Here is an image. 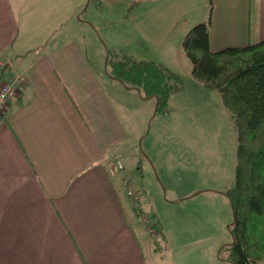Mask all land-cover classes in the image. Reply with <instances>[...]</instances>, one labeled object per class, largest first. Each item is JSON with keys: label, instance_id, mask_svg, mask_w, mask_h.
I'll list each match as a JSON object with an SVG mask.
<instances>
[{"label": "crops", "instance_id": "obj_1", "mask_svg": "<svg viewBox=\"0 0 264 264\" xmlns=\"http://www.w3.org/2000/svg\"><path fill=\"white\" fill-rule=\"evenodd\" d=\"M69 3L0 0V62L26 79L0 117V264H177L156 252L160 240L143 222L141 193L129 198L132 186L123 185L126 170L110 173L109 158L135 143L128 117L113 106L83 48L47 40ZM135 3L181 40L210 9L211 51L264 39V0ZM40 34L42 42H32ZM107 77L103 83H119Z\"/></svg>", "mask_w": 264, "mask_h": 264}, {"label": "rangeland", "instance_id": "obj_2", "mask_svg": "<svg viewBox=\"0 0 264 264\" xmlns=\"http://www.w3.org/2000/svg\"><path fill=\"white\" fill-rule=\"evenodd\" d=\"M76 2L70 0L60 14L57 34L51 31L47 40H69L83 48L105 82L110 83L105 79L106 52L160 64L183 80L182 90L168 98L167 112L154 114L153 98L99 78L101 87L110 89L108 96L119 115L128 117L129 138L135 140L120 149L126 157L118 150L119 158H109L110 163L113 167L118 159L141 157V172L130 166L123 180L133 192L140 191L148 230L158 223L154 232H163V237L153 233L160 240L156 252L168 255L170 263L231 264L224 250L232 240L228 226L233 220L226 192L234 182L237 133L220 95L192 79L177 31H168L161 17L151 22L135 0H84L80 7ZM27 9L31 18L34 8ZM44 35L32 42H42Z\"/></svg>", "mask_w": 264, "mask_h": 264}, {"label": "trees", "instance_id": "obj_3", "mask_svg": "<svg viewBox=\"0 0 264 264\" xmlns=\"http://www.w3.org/2000/svg\"><path fill=\"white\" fill-rule=\"evenodd\" d=\"M210 12L209 9L206 21L185 33L181 46L190 61L192 79L220 95L237 133L234 182L226 192L233 215L229 232L234 242L224 250L231 264H264V39L243 47L211 51ZM107 55V75L153 98L156 113L165 114L170 95L182 90V78L160 64L117 53ZM120 152L127 156L125 150ZM117 161L122 170L133 166L141 172V157ZM154 227L149 226V232L163 237L162 230L157 234Z\"/></svg>", "mask_w": 264, "mask_h": 264}, {"label": "built area", "instance_id": "obj_4", "mask_svg": "<svg viewBox=\"0 0 264 264\" xmlns=\"http://www.w3.org/2000/svg\"><path fill=\"white\" fill-rule=\"evenodd\" d=\"M9 71L6 64L0 62V117L7 112L10 102L21 95L26 84V79L22 74H9ZM121 169L122 166L119 162L109 168L111 174H115L117 170ZM123 185L128 188V181L123 180ZM127 195L129 198H136L135 193L130 189L127 190ZM134 203L136 204V202Z\"/></svg>", "mask_w": 264, "mask_h": 264}, {"label": "water", "instance_id": "obj_5", "mask_svg": "<svg viewBox=\"0 0 264 264\" xmlns=\"http://www.w3.org/2000/svg\"><path fill=\"white\" fill-rule=\"evenodd\" d=\"M107 61H108V56L106 57V63H107ZM136 91H140L138 88H136L135 89ZM156 108H157V103H156V105H155V109H154V114L156 113ZM233 224V221H232V223L228 226V229L230 228V226ZM231 235V234H230ZM231 237H232V235H231ZM232 239H233V237H232ZM234 241H232V243H233ZM231 243V244H232Z\"/></svg>", "mask_w": 264, "mask_h": 264}]
</instances>
